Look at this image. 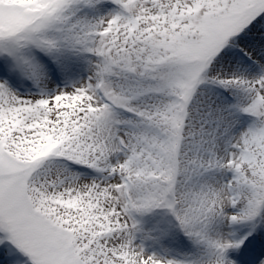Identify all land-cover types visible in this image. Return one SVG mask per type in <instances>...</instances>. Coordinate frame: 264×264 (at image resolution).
<instances>
[{
    "label": "snow or ice",
    "instance_id": "1",
    "mask_svg": "<svg viewBox=\"0 0 264 264\" xmlns=\"http://www.w3.org/2000/svg\"><path fill=\"white\" fill-rule=\"evenodd\" d=\"M0 264H264V0H0Z\"/></svg>",
    "mask_w": 264,
    "mask_h": 264
}]
</instances>
